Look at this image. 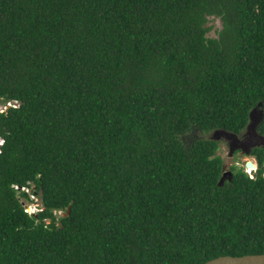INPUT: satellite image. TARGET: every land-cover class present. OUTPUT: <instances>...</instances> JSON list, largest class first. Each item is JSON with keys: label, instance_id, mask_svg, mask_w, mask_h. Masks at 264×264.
<instances>
[{"label": "trees", "instance_id": "1", "mask_svg": "<svg viewBox=\"0 0 264 264\" xmlns=\"http://www.w3.org/2000/svg\"><path fill=\"white\" fill-rule=\"evenodd\" d=\"M7 101L0 264L264 253V150L219 184L207 136L264 134V0H0Z\"/></svg>", "mask_w": 264, "mask_h": 264}, {"label": "water", "instance_id": "2", "mask_svg": "<svg viewBox=\"0 0 264 264\" xmlns=\"http://www.w3.org/2000/svg\"><path fill=\"white\" fill-rule=\"evenodd\" d=\"M261 103L259 102L254 108L249 112V122L246 126V140L239 141L237 136L233 132H229L223 129H216L212 132V139H220V137L225 138L229 141V154L239 148L244 154H249L250 149L253 146L260 145L264 142V136L257 133V125L262 119V110L259 108ZM232 141L239 142V144H232ZM253 161L248 159L245 162V166L248 168H253ZM224 169V166H223ZM231 176V171L226 170L222 172L219 179V184H221L225 178V175ZM69 212V207L67 208ZM202 264H264V253L261 254H246L241 256H231V255H220Z\"/></svg>", "mask_w": 264, "mask_h": 264}, {"label": "rangeland", "instance_id": "3", "mask_svg": "<svg viewBox=\"0 0 264 264\" xmlns=\"http://www.w3.org/2000/svg\"><path fill=\"white\" fill-rule=\"evenodd\" d=\"M208 25L211 26V29L207 33L209 37H214L217 34V30L221 28V21L218 17L210 16L208 18ZM197 134H194V136ZM207 136L212 137V132L207 134ZM221 139V138H220ZM218 141V148L216 150V155L220 156L223 161L224 169L227 170L233 163H237L239 167H243L245 165V161L248 159H252L249 155H241V154H229L228 147L224 141ZM37 201H23L27 207H29L30 211L36 210L35 205L40 203V199L36 197ZM39 202V203H38ZM35 212V211H34Z\"/></svg>", "mask_w": 264, "mask_h": 264}, {"label": "flooded vegetation", "instance_id": "4", "mask_svg": "<svg viewBox=\"0 0 264 264\" xmlns=\"http://www.w3.org/2000/svg\"><path fill=\"white\" fill-rule=\"evenodd\" d=\"M245 131H246V129L243 131V132H241V133H234L236 136H237V138H238V140L239 141H244V140H246V135H244V133H245ZM257 133H258V131H257ZM258 134H260V133H258ZM260 135H263L264 136V134H260ZM221 139H219V141H224L225 143H226V145H227V147H228V150H229V141L228 140H226L225 138H222V137H220ZM218 140V139H217ZM232 144L234 145V144H239V142H236V141H232ZM254 149H259V150H264V142L262 143V144H260V145H256V146H253V147H251V149H250V153L249 154H244L243 152H242V150L241 149H239V148H237V149H235L233 152H232V154L233 155H235V154H241V155H249V156H251L252 157V161L255 163V166H256V168H257V159L255 158V155L254 154H252V151L254 150ZM232 165H236V166H238V164L237 163H233ZM228 169H230V167L228 168ZM226 176V175H225Z\"/></svg>", "mask_w": 264, "mask_h": 264}, {"label": "built area", "instance_id": "5", "mask_svg": "<svg viewBox=\"0 0 264 264\" xmlns=\"http://www.w3.org/2000/svg\"><path fill=\"white\" fill-rule=\"evenodd\" d=\"M11 105V101H7V102H5V104H0V111H3L6 107H8V106H10ZM0 142H1V137H0ZM250 176L251 177H253V175L252 174H250ZM31 197L33 198V201L35 202V201H37L36 200V197L34 196V195H31ZM39 203V202H38ZM24 206H25V209L29 212V213H34V211L36 212L37 210H39L40 208V204H36L35 205V207H36V210H33V211H30L29 210V207H27V205H25L24 204ZM59 213H61V211L59 212Z\"/></svg>", "mask_w": 264, "mask_h": 264}, {"label": "clouds", "instance_id": "6", "mask_svg": "<svg viewBox=\"0 0 264 264\" xmlns=\"http://www.w3.org/2000/svg\"><path fill=\"white\" fill-rule=\"evenodd\" d=\"M213 132V131H212ZM251 160V159H250ZM247 161V160H246ZM245 161V162H246ZM263 166H264V163H263ZM256 166H255V168H248V167H246L245 165H244V168H243V170L249 175V177L250 178H254V172L256 171ZM224 171H226L225 169H223ZM227 170H230V169H227ZM231 171V170H230ZM250 174H252L253 175V177H251L250 176ZM262 175L264 176V170H263V172H262ZM228 176V174L225 176V177H227Z\"/></svg>", "mask_w": 264, "mask_h": 264}, {"label": "bare ground", "instance_id": "7", "mask_svg": "<svg viewBox=\"0 0 264 264\" xmlns=\"http://www.w3.org/2000/svg\"><path fill=\"white\" fill-rule=\"evenodd\" d=\"M254 163V162H253ZM253 168H255V163L253 164ZM251 169V168H250Z\"/></svg>", "mask_w": 264, "mask_h": 264}]
</instances>
